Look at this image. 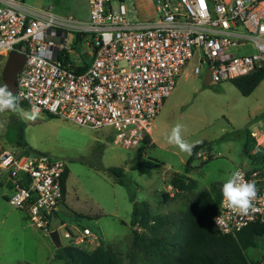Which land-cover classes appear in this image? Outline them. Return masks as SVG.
<instances>
[{
  "label": "built area",
  "instance_id": "1",
  "mask_svg": "<svg viewBox=\"0 0 264 264\" xmlns=\"http://www.w3.org/2000/svg\"><path fill=\"white\" fill-rule=\"evenodd\" d=\"M87 1L89 19L75 22L51 7L0 0V56L25 55L16 77L20 107L35 105L40 113L92 129L111 127L115 141L130 148L151 134L153 119L195 53L202 66L191 73L208 69L213 82L264 66V0H203V5L201 0H153L156 15L138 21L130 20L123 0ZM72 32L80 45L86 36L91 39L87 63L65 53ZM250 134L255 138L257 133ZM65 170L62 159L44 153L0 151V173L12 189L8 202L25 210L35 227L58 230L60 239L80 245L88 236L95 238L88 227L80 234L62 221L51 228L65 199ZM234 171L254 181L258 194L248 215L230 213L221 197L212 222L224 234L264 222V174L241 167Z\"/></svg>",
  "mask_w": 264,
  "mask_h": 264
},
{
  "label": "rangeland",
  "instance_id": "2",
  "mask_svg": "<svg viewBox=\"0 0 264 264\" xmlns=\"http://www.w3.org/2000/svg\"><path fill=\"white\" fill-rule=\"evenodd\" d=\"M23 3L28 8L51 7L56 15L75 22L89 19L87 0H23ZM124 3L131 20L142 16L135 0ZM73 35L68 34L65 53L75 61L80 58L88 62L91 50L87 43L91 39L86 36L80 45ZM199 55L195 53L176 78L173 90L152 121L151 134L134 147L117 143L115 131L108 126L92 129L45 112L35 121L23 120L17 113H0V121H8L6 129L16 121L23 122L24 139L31 152L65 162L68 170L65 207L52 218V229L60 221L75 234L88 227L95 238L88 236L78 246L92 249L102 242L117 250L123 264H128L133 202L145 201L157 213L179 212L186 208L189 198L215 182H224L236 168L250 169L246 150L252 139L250 132L257 133L255 139L264 133V80L249 95H243L231 80L205 84L204 69L199 74L191 73L195 65L202 66ZM3 63L4 60L0 62V84H3ZM176 123L183 125L182 136L186 141L201 145L190 162V155L166 143L165 134ZM5 130L0 131V150L16 153L23 150L5 143ZM142 161H156L157 165L134 167ZM111 167L123 169L129 188L114 180L108 171ZM185 168L187 175L195 179V187L178 192L168 181L173 173H184ZM130 191L134 193V201ZM163 192L171 198L163 201ZM8 193L5 185L0 186V264H65L54 258L57 248L48 233L35 227L24 211L12 206L5 198ZM61 242L66 245L69 239L61 236ZM246 254L264 264V236L255 247L247 248Z\"/></svg>",
  "mask_w": 264,
  "mask_h": 264
},
{
  "label": "trees",
  "instance_id": "3",
  "mask_svg": "<svg viewBox=\"0 0 264 264\" xmlns=\"http://www.w3.org/2000/svg\"><path fill=\"white\" fill-rule=\"evenodd\" d=\"M3 60L4 57L0 56L1 63ZM262 80L264 66L231 81L243 95H249ZM23 128L21 121L9 126L4 132L5 143L24 148L18 152L20 154L31 153L32 150L24 139ZM249 136L253 139L251 134ZM250 143L246 145L251 161L250 169L264 174V149L258 146L251 153L255 144ZM200 146L193 147L189 162ZM156 165V161H142L134 167ZM108 171L117 183L129 188V181L123 177L122 168L111 167ZM187 173L188 168H185L184 173H173L168 184L178 192L192 190L196 181ZM67 177L66 169L62 179L64 189ZM222 183L215 182L210 188L196 193L189 198L186 208L179 212L157 213L145 201L133 202L132 238L126 252L128 264H261L251 260L246 249L255 247L258 239L264 236V222L250 223L232 234L220 232L212 222V216L217 212L222 197ZM130 197L134 201L135 196L131 191ZM170 198L168 193H162L163 201ZM54 258L63 260L65 264H123L117 250L102 242L92 249L67 243L57 248Z\"/></svg>",
  "mask_w": 264,
  "mask_h": 264
},
{
  "label": "clouds",
  "instance_id": "4",
  "mask_svg": "<svg viewBox=\"0 0 264 264\" xmlns=\"http://www.w3.org/2000/svg\"><path fill=\"white\" fill-rule=\"evenodd\" d=\"M243 3V0H238ZM17 113L23 120L35 121L40 116V109L33 105L29 110L20 107L19 97L10 90L7 84H0V113ZM7 120L0 121V131L5 130ZM183 125L176 123L165 134L166 143L175 146L180 152L191 155L194 145L182 136ZM223 206L232 214L248 215L254 211V201L258 189L254 181L244 179L240 171H233L220 188Z\"/></svg>",
  "mask_w": 264,
  "mask_h": 264
},
{
  "label": "water",
  "instance_id": "5",
  "mask_svg": "<svg viewBox=\"0 0 264 264\" xmlns=\"http://www.w3.org/2000/svg\"><path fill=\"white\" fill-rule=\"evenodd\" d=\"M24 61H25L24 53L18 51H10L7 57L4 59V63L1 69V77L3 80V84H7L10 90L13 92V94H15L16 91L17 72L24 64ZM210 81H211L210 73L208 69H206L204 71L203 82L205 84H208L210 83ZM48 235L51 242L56 248H60L62 246V242L58 230H52L48 233Z\"/></svg>",
  "mask_w": 264,
  "mask_h": 264
},
{
  "label": "crops",
  "instance_id": "6",
  "mask_svg": "<svg viewBox=\"0 0 264 264\" xmlns=\"http://www.w3.org/2000/svg\"><path fill=\"white\" fill-rule=\"evenodd\" d=\"M135 1L137 3V8L142 10V16L143 17L141 16L140 18L133 19L132 21L150 19V18H152V17H154L156 15V10H155V7L153 5V0H135ZM251 142H253L255 144L254 148H252L250 150L251 153H254L258 146L262 147L264 149V133L259 135V137L256 138V139L253 138L251 140ZM2 185H5L7 187V189H8V191H9V193L7 195H5V198L8 199V197L11 194L12 189H11V186L9 185V183L6 181L5 175L3 173H0V186H2ZM64 207H65V199H64L63 205L60 207V211ZM20 210H22V209H20ZM22 211H24L26 213L25 210H22ZM26 215H27V213H26Z\"/></svg>",
  "mask_w": 264,
  "mask_h": 264
},
{
  "label": "snow or ice",
  "instance_id": "7",
  "mask_svg": "<svg viewBox=\"0 0 264 264\" xmlns=\"http://www.w3.org/2000/svg\"><path fill=\"white\" fill-rule=\"evenodd\" d=\"M201 4L203 5V0H201Z\"/></svg>",
  "mask_w": 264,
  "mask_h": 264
},
{
  "label": "bare ground",
  "instance_id": "8",
  "mask_svg": "<svg viewBox=\"0 0 264 264\" xmlns=\"http://www.w3.org/2000/svg\"><path fill=\"white\" fill-rule=\"evenodd\" d=\"M262 139V138H261Z\"/></svg>",
  "mask_w": 264,
  "mask_h": 264
}]
</instances>
